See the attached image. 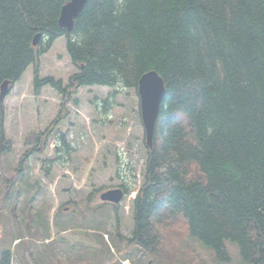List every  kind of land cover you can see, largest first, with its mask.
<instances>
[{
	"label": "trees",
	"instance_id": "obj_1",
	"mask_svg": "<svg viewBox=\"0 0 264 264\" xmlns=\"http://www.w3.org/2000/svg\"><path fill=\"white\" fill-rule=\"evenodd\" d=\"M68 1L0 0V86L9 80L13 88L33 66L36 93L51 86L68 99L83 86L138 89L141 76L157 70L166 94L127 241L154 253L160 264H178L169 233L184 226L219 262L230 260L231 241L243 264H264V0H88L71 31L59 24ZM61 36L79 69L66 85L40 77L41 56ZM3 111L0 104V159L12 150ZM45 134L26 136L28 155L40 151ZM61 158L43 160V174L50 176ZM18 178L14 185L4 177L0 191L14 219V206L36 187L29 172ZM126 181L125 194L133 187ZM35 195L23 200L27 220H19L21 229L42 216L45 207L31 211ZM96 227L93 241L110 251L106 228ZM50 237L49 217V233L39 241L47 244ZM44 247L53 264L56 247ZM17 248L3 251L0 264H11Z\"/></svg>",
	"mask_w": 264,
	"mask_h": 264
},
{
	"label": "rangeland",
	"instance_id": "obj_2",
	"mask_svg": "<svg viewBox=\"0 0 264 264\" xmlns=\"http://www.w3.org/2000/svg\"><path fill=\"white\" fill-rule=\"evenodd\" d=\"M66 42L65 36L59 37L41 56V78L51 76L66 85L69 78L79 71L71 60ZM32 80L33 66H30L2 102L5 138L11 140L12 150L0 159V191L4 177L19 185L21 180L18 176L23 171L29 172L36 187L28 188L14 206L18 219L14 220L10 202L5 201L3 205L0 200L3 211V215L0 213V257L3 251L15 246L20 252L19 256L12 255L11 264H50L44 245L54 243L57 251H52L53 264H160L154 253L127 241L135 226L132 194L135 192L137 196L138 188L144 182L148 158L138 89L122 83L83 86L66 99L51 86H45L36 93ZM31 132L46 133V141L39 152L28 155L32 145L24 142ZM57 147H60L58 153ZM58 155L62 156L61 162H55L51 175L44 176L42 161ZM21 163L24 165L22 168L19 166ZM64 172L66 174L62 176ZM124 173L127 184L133 181V187L121 203V221L115 222L110 219V210L101 203V198L89 193L120 184L118 179ZM33 193H36V198L32 200L31 211L45 208L34 226L21 229L19 220H27L24 201ZM69 199L77 201L76 210H66L65 207L70 205ZM75 213L81 218L72 220ZM49 217L50 233L54 239L50 242L47 239L45 243L49 244H44L39 240L49 233ZM99 224L107 230V239L112 244L110 251L93 241L94 232H85L89 228L96 232ZM34 230L39 232V236L32 234ZM119 231L124 239L117 236ZM112 234L115 235L113 239ZM169 235L177 251L178 264H243L234 242L227 241L230 260L219 262L214 252L191 236L186 227L174 228ZM17 237L27 239L15 244ZM24 245L32 251L23 252Z\"/></svg>",
	"mask_w": 264,
	"mask_h": 264
},
{
	"label": "water",
	"instance_id": "obj_3",
	"mask_svg": "<svg viewBox=\"0 0 264 264\" xmlns=\"http://www.w3.org/2000/svg\"><path fill=\"white\" fill-rule=\"evenodd\" d=\"M88 0H70L61 9L59 24L61 27L71 31L75 25V20L84 9ZM41 33L34 37V45H38ZM10 81L6 80L0 87V104L10 92ZM138 93L141 101L142 120L145 129L146 145L149 149L154 148L156 124L160 112V107L166 94V84L164 78L157 70H149L144 73L138 84ZM123 197L120 188L110 189L101 195L102 200L118 203Z\"/></svg>",
	"mask_w": 264,
	"mask_h": 264
},
{
	"label": "flooded vegetation",
	"instance_id": "obj_4",
	"mask_svg": "<svg viewBox=\"0 0 264 264\" xmlns=\"http://www.w3.org/2000/svg\"><path fill=\"white\" fill-rule=\"evenodd\" d=\"M66 173L64 172V173H62V176H64ZM45 176V175H44ZM75 179V178H74ZM76 180V179H75ZM123 180H126V178H125V175L123 174V175H120V178L118 179V181H123ZM117 187H120L122 190H123V192H124V196H126L125 195V189H126V187H124V184H122V183H120V184H117V185H115V186H112V187H107V188H103V190H101V189H95L94 191H91L90 193H89V195H91V194H96L98 197H100L101 196V194L104 192V191H107V190H109V189H112V188H117ZM77 190V189H76ZM68 202H69V204L70 205H68L67 207H65L66 208V210H68V209H70V208H72V211H74V210H76V207H77V205H78V203H77V201L75 200V199H69L68 200ZM122 202V201H121ZM121 202L120 203H118V204H114L113 202H110V201H101V203H103V204H105L108 208H109V210H110V215H109V217H110V219L111 220H115V222L116 221H121V217H122V212H121ZM77 218H81V217H78V215L75 213V217H73V219L72 220H77ZM78 228H81V226H79ZM91 229H93V228H91ZM119 230V229H118ZM75 232V231H74ZM98 232V231H97ZM75 233H78V232H75ZM115 233H117V231L115 232ZM118 237H122V239H124V237H123V235H122V233H120V231L118 232V235H117ZM80 237V236H79ZM96 237V236H95ZM97 244V243H96Z\"/></svg>",
	"mask_w": 264,
	"mask_h": 264
}]
</instances>
